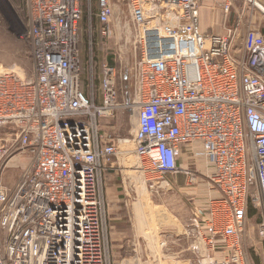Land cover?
Wrapping results in <instances>:
<instances>
[{"label":"built area","instance_id":"obj_1","mask_svg":"<svg viewBox=\"0 0 264 264\" xmlns=\"http://www.w3.org/2000/svg\"><path fill=\"white\" fill-rule=\"evenodd\" d=\"M20 1L32 69L0 71V264H109L101 182L123 150L99 121L131 104L119 102L118 68L108 62L100 66L98 102L92 59L83 91L82 0ZM125 1L138 27L129 68L134 171L155 186L180 173L194 182L197 171L179 160L201 161L218 196L195 210L192 249L205 245L210 264H246L249 202L262 204L264 238V38L247 31L237 52V24L202 28V4L221 3L227 14L228 0ZM113 16V2L99 0L101 37L110 36ZM22 156L29 161L18 180L4 186L2 174Z\"/></svg>","mask_w":264,"mask_h":264},{"label":"rangeland","instance_id":"obj_2","mask_svg":"<svg viewBox=\"0 0 264 264\" xmlns=\"http://www.w3.org/2000/svg\"><path fill=\"white\" fill-rule=\"evenodd\" d=\"M113 4L115 16L111 18L109 23V37L95 35L93 32L95 29L93 28L92 31V28L91 30L88 28L89 23L92 26L96 25V18L93 16L95 10L93 2L91 3V19L89 16L82 19L80 24L82 43L80 65L82 81L85 85V81L89 76L90 60L92 59V63H95L94 95L96 103L100 98L98 89L99 67L102 63L108 62L118 68V100L121 104L129 103L131 106L129 109L117 110L111 117L102 118L99 123L109 138L120 141L119 148L121 151L123 150L121 158L125 159L127 165L131 168L127 170L126 174H122L128 183L129 180H135L138 177L141 180V177L133 172L136 166V158L131 153V149L133 147L132 136L136 128L137 111L133 109L134 103H136L135 80L129 69L138 47V38H136L138 27L130 21L125 0H113ZM22 8L20 0H0V71L15 67L24 73L31 72L33 43L28 34V17H25ZM241 42L242 37H239L238 47H240ZM182 157L187 160V156ZM28 161L29 157L22 156L20 163L17 165L18 168H9L4 171L1 183L8 188H12ZM194 166L201 172L195 174L194 182L189 181V178L184 175L186 187L191 189L197 185H202L204 190L215 191L208 185V181L204 177L205 169L201 161L194 163ZM196 167L194 168L196 169ZM172 176L176 175H165L156 186L153 182L145 183L143 181L138 196L129 193L117 196L108 187L105 188L102 175L101 195L105 204L109 264H174L167 257H171L177 249L180 239L171 237V234L166 233L165 228L160 229L165 222L166 209H163V206L165 208L166 197L170 193L167 183H171ZM116 179L121 181L119 172L114 173L112 176L113 181H116ZM256 193V187L252 186L250 195L255 196ZM177 197L181 198V206L186 211L191 210L192 201H189L184 195L178 194ZM262 216V204L249 202L245 231L241 239L247 259L251 264H264V238L258 234V226L262 222ZM115 226H123L122 229H125L126 226L136 229L138 243L125 245L111 242L110 239L114 236L110 234L116 231ZM198 247V251L191 249L196 255L197 261L195 264H210L209 259L211 257L207 252V247L203 244L198 245Z\"/></svg>","mask_w":264,"mask_h":264},{"label":"crops","instance_id":"obj_3","mask_svg":"<svg viewBox=\"0 0 264 264\" xmlns=\"http://www.w3.org/2000/svg\"><path fill=\"white\" fill-rule=\"evenodd\" d=\"M111 1L113 2V0ZM228 2L230 4V11L227 14L223 12L221 3H203L200 9L202 28L206 29L212 25L222 23L227 26L237 24L239 37L243 38L247 31L253 30L259 32L264 38V0H228ZM238 48L237 52L240 51L241 45ZM182 156L186 157L187 155L183 154ZM182 156L180 158L181 162L179 160L181 168H193V171L196 170L197 172H201L194 166L193 161L188 159V156L186 157L187 160H184ZM194 167H196V169ZM129 169L131 168L127 165L126 160L121 158V156L117 157L112 165L103 172L105 188L107 189L108 187L109 190L112 193H116L117 196L121 194L126 195L128 193L138 196L140 194L139 188H141L143 180H140L138 177V179L129 180L127 183L122 174H126ZM116 172L121 174V181L117 179L116 181L112 180V176ZM133 172L136 173L135 171ZM172 177L171 183H167L168 188H170V193H168L166 197L165 208L163 206V209H166L164 217L165 222L160 229L162 230L165 228L166 233L180 240L177 249L172 253L171 257H167V259H171L174 264H195L197 261L196 255L191 251L197 235V231L194 228V210L204 207L207 199L215 197L217 192L208 189L204 190L202 185H197L196 187L188 189L183 173ZM178 194L181 196L184 195L189 201H192L191 210L188 209L186 211V209L181 206V198L177 197ZM122 228L123 226H115L116 231L110 234L114 236L110 239L111 242L123 243L125 245L138 243L139 239L136 237V229H131L129 226H126L125 229ZM246 264H251L247 258Z\"/></svg>","mask_w":264,"mask_h":264},{"label":"trees","instance_id":"obj_4","mask_svg":"<svg viewBox=\"0 0 264 264\" xmlns=\"http://www.w3.org/2000/svg\"><path fill=\"white\" fill-rule=\"evenodd\" d=\"M98 1L99 0H82V2H81V9H82V17H81V20H80V22H79V25H78V42H79V48H80V56H81V47H82V43H81V30H80V24H81V22H82V19L84 18V17H87V16H89L90 17V19H91V15H92V9H91V3L93 2L94 3V6H95V10H94V13H93V16L96 18V25H94V26H92V25H90V23H89V25L88 26H90V30H91V28H92V31H93V28L95 29V31H93L94 32V34L95 35H97V34H99V29H100V25H99V21H98ZM89 28V27H88ZM93 76L95 77V69H96V67H95V63H93ZM99 69H100V67H99ZM98 69V70H99ZM100 72V71H99ZM99 72H98V78H99ZM83 82V81H82ZM84 83V82H83ZM86 84H87V79H86V81H85V85H83V91L85 92V87H86ZM86 93V92H85Z\"/></svg>","mask_w":264,"mask_h":264}]
</instances>
